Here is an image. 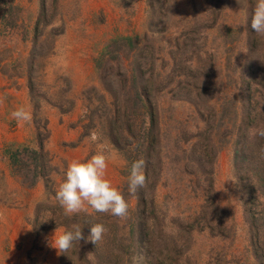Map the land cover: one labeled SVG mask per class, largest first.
Returning <instances> with one entry per match:
<instances>
[{"label": "rangeland", "instance_id": "374dc122", "mask_svg": "<svg viewBox=\"0 0 264 264\" xmlns=\"http://www.w3.org/2000/svg\"><path fill=\"white\" fill-rule=\"evenodd\" d=\"M255 3L0 0V264H264V34L250 27ZM141 77L157 123L144 214L128 186L149 121L134 96ZM21 106L30 121L12 117ZM115 107L132 131H110ZM99 152L127 214L86 204L65 214L55 199L65 170ZM141 216L146 245L136 242ZM96 223L106 229L96 244L81 239L65 254L50 246L55 229L82 226L87 236ZM129 235L126 247L120 237Z\"/></svg>", "mask_w": 264, "mask_h": 264}, {"label": "clouds", "instance_id": "9594fccd", "mask_svg": "<svg viewBox=\"0 0 264 264\" xmlns=\"http://www.w3.org/2000/svg\"><path fill=\"white\" fill-rule=\"evenodd\" d=\"M249 23L254 33L264 34V0H256ZM11 115L17 121L27 122L31 119V113L23 106L15 109ZM257 135L264 136V129L258 130ZM105 169L106 157L102 152L83 160H73L68 165L55 193V199L65 214L77 213L85 204L96 212H110L117 217L127 214L128 204L122 193L106 178ZM143 169V160H136L131 164L128 181L130 190L135 191L144 186L146 177ZM89 225L87 236L83 235L82 226L64 229L58 235L55 229L50 246L58 254H65L73 247L74 242L81 239L96 244L102 239L106 229L100 223Z\"/></svg>", "mask_w": 264, "mask_h": 264}, {"label": "trees", "instance_id": "16d2710c", "mask_svg": "<svg viewBox=\"0 0 264 264\" xmlns=\"http://www.w3.org/2000/svg\"><path fill=\"white\" fill-rule=\"evenodd\" d=\"M126 39H129V38H126ZM100 64V63H99ZM107 72V71H106ZM106 72L104 73L103 72V77L105 78L106 77ZM140 77V76H139ZM138 77V79H139ZM127 79V77H126ZM138 79L135 75L132 74V80H135L137 82L136 85L139 83L138 82ZM141 79V83L142 85L140 84V87L138 86V89L135 91V94L134 96L137 98L138 101H140V106H138L140 108V110H142V112H144V115L147 116V118L149 119V121L147 122L148 124L145 126V124L142 126V128L140 129L141 130V138L143 141H145V147L143 148L142 152L139 153L138 155V160H140V158H143L145 160V164H144V174H145V177L146 179H148V177H150V172H151V168H150V163H149V145L153 142L154 140V137H155V126H157V123L155 121V114H154V107L152 105L151 107V104H150V96H149V91L146 89L147 87V80L146 79H143L142 77L140 78ZM124 80H125V77H124ZM139 90V91H138ZM125 110H126V107H125ZM115 117L112 118L109 122H108V127L110 128V131H112L113 133H115L116 130L118 129H121V130H125V131H132L131 129L133 128V120H131L126 111L125 113L123 114L124 115V119H118V115H119V112H118V109L117 107H115ZM118 120V121H117ZM119 135V136H118ZM118 135L115 137V135L113 136V138L111 139L112 143L115 145V146H119L121 141H122V138L125 139L123 136H121L120 133H118ZM201 146V145H200ZM193 155H195L193 153ZM234 156L235 158L236 157H239V158H242V155L239 154L237 151H235L234 153ZM11 158V164L12 163H15L16 160H15V155L11 154L10 156ZM204 157L202 156H197V158H195L196 160L199 159L201 160L202 162L204 161L203 160ZM136 196H137V199L139 200V204L141 205V209L139 211V214H144L143 212L145 211L144 210V207H145V197H144V194L142 192V189L141 188H137L136 190ZM146 220L143 219V216H141L137 222V229L135 231V235H136V242H139V243H142L144 245H146L145 243V233H146V223H145ZM255 221V220H254ZM257 226H255L256 228ZM134 235V233H133ZM258 236V233H255V237L256 239ZM131 238V236H127V238L125 239L124 237H120V242H122L123 240L127 241L126 242V247H130V244L132 245L133 243L131 242V240H129ZM128 244V245H127ZM257 244H259L258 240L257 241H254L253 242V246H255V248L257 247ZM103 246L107 247L106 246V242L102 243ZM259 248L257 247V250Z\"/></svg>", "mask_w": 264, "mask_h": 264}]
</instances>
